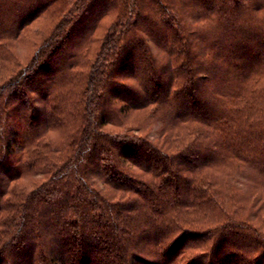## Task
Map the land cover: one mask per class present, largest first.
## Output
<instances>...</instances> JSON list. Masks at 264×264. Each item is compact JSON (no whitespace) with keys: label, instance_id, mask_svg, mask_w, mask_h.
<instances>
[{"label":"trees","instance_id":"1","mask_svg":"<svg viewBox=\"0 0 264 264\" xmlns=\"http://www.w3.org/2000/svg\"><path fill=\"white\" fill-rule=\"evenodd\" d=\"M23 35L33 55L2 74ZM239 57L264 64V0H0V172L21 124L0 264H264V167L232 153L263 128L241 100L255 70L226 94L200 82Z\"/></svg>","mask_w":264,"mask_h":264},{"label":"rangeland","instance_id":"2","mask_svg":"<svg viewBox=\"0 0 264 264\" xmlns=\"http://www.w3.org/2000/svg\"><path fill=\"white\" fill-rule=\"evenodd\" d=\"M29 36L28 35H23L21 38H19L17 41H15L11 47L14 55L10 56L13 63H10L11 60H9V64L8 67H6L3 71L2 74H10L12 71H16L18 69V67H16V62H19L20 65H24L26 64L27 60L33 55L34 53V47L32 46V41L29 40ZM221 57L216 58V60L218 61L217 63L219 64L221 61ZM241 60V63H240ZM248 59H244L239 57V64L238 67H230L229 65L226 64H220V65H214V67H208V73L209 76H205L204 79H201L200 82L203 84L201 89H207L209 85H211V87H218V89H222L224 90L223 93H228L229 86H236L239 83L242 84L243 80L242 78L239 79H234V77H237L239 75V77H241L245 71H247L248 69H252L254 68V73L251 76H254L251 78V82H248L246 85H249V87L252 88V93H248L247 95V91H246V95L243 96V98H241L242 102L243 100L246 101H251L254 103L253 104V110L255 111V107L259 108V116L261 115L262 118L264 119V64L261 67H248ZM12 64V65H11ZM14 64V67H13ZM128 67H118L117 68V74H116V79H119L121 81H123L124 83L126 82L129 85H132L133 82H135V80L131 77V73H132V69L130 71L127 70V73L125 72L126 69ZM206 67H200L199 71L203 72L204 69ZM214 68V70H213ZM116 71V70H115ZM49 71H46V75L48 74ZM36 96V95H35ZM35 102L38 108H40L41 110V101L39 100V98H35ZM258 104V105H257ZM133 115V114H132ZM129 117V121H134L135 119H138L139 116H132ZM170 115L164 116L161 120L162 121H157L156 123H153L150 126V130L147 131L149 135H154L156 134L155 132L158 130L159 127H161L162 123L167 119H169ZM126 125V124H125ZM144 126H148L147 124ZM233 126H235V122L233 123ZM261 127H257L254 126L251 130V140L250 139H246L243 136V133L247 135V132L244 130L246 128H243V126H239V135H242V137L244 138V142L246 144V146H241L238 147L237 145H235L236 147H234L233 149L235 151H232V153L240 154L243 155V152L245 151V155L252 158L253 159V164L259 166V167H264V146L260 145L259 142L261 139V135H259V132H263L264 134V122L261 124ZM5 133L7 136V140L8 143L10 144V149L13 150V152H11L5 161V166L3 168V170L0 172V176H1V180H0V186L3 187L4 185V181L7 180V175H9V173L17 168H19V164L17 161V134H19L21 132V124H19L18 119H17V115L14 112H10L8 113V116L6 117V121H5ZM115 128V127H114ZM146 132V133H147ZM239 137V136H238ZM238 137L235 138V142L236 139H238ZM240 139V138H239ZM262 141L264 139H261ZM233 147V146H232ZM231 148V147H230ZM240 158V157H238ZM244 160L241 161L240 159V163H243ZM218 165L216 164L215 166H212V168H210L211 171V175L215 174L217 172L218 169H216ZM227 166H223V168L226 169ZM221 171V170H220ZM222 172V171H221ZM249 173L250 177L254 180H259L261 174L256 172V169H251V171L247 172ZM242 179V180H241ZM239 180L240 182L238 183V194L240 193H244L247 188L245 185H242L244 182V179L239 176ZM242 181V182H241ZM260 196L264 197L263 194H261ZM203 246H201L198 243H193L190 244V246H185L184 248V256L180 257V263H182L184 260L186 259H190L191 257L195 256V255H199L201 254V252L203 251ZM202 264H207V260H202V262H200Z\"/></svg>","mask_w":264,"mask_h":264}]
</instances>
